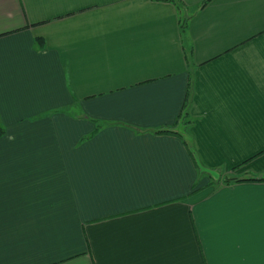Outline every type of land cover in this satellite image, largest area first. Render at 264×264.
Instances as JSON below:
<instances>
[{"label": "crops", "instance_id": "crops-1", "mask_svg": "<svg viewBox=\"0 0 264 264\" xmlns=\"http://www.w3.org/2000/svg\"><path fill=\"white\" fill-rule=\"evenodd\" d=\"M203 1L0 0V264H264L184 141L264 178V0Z\"/></svg>", "mask_w": 264, "mask_h": 264}, {"label": "trees", "instance_id": "trees-1", "mask_svg": "<svg viewBox=\"0 0 264 264\" xmlns=\"http://www.w3.org/2000/svg\"><path fill=\"white\" fill-rule=\"evenodd\" d=\"M174 1V0H173ZM211 0H204L202 5H201V8L206 6ZM177 4L181 5V3L177 2ZM187 26V22L185 20V22L182 24V29L184 30ZM190 123L191 121L187 119V116L184 115L183 116V121H182V124H184L185 126H190ZM159 132L161 133H175L174 130L172 129H162L160 130ZM186 145H187V148L189 149V152L190 154L193 156L194 158V162H195V165H196V168H197V171H198V174H199V177H204L206 175L210 176L211 177V174L209 173L210 169L207 168L206 166H204L198 156H197V153L195 151V148H194V145L193 143L191 142L190 138L187 136L186 139L184 140ZM242 181H264V178L263 177H238V176H235V177H226L224 178V184L225 185H230L232 183H237V182H242Z\"/></svg>", "mask_w": 264, "mask_h": 264}, {"label": "rangeland", "instance_id": "rangeland-1", "mask_svg": "<svg viewBox=\"0 0 264 264\" xmlns=\"http://www.w3.org/2000/svg\"><path fill=\"white\" fill-rule=\"evenodd\" d=\"M209 173L211 174L212 184L216 187H220L224 184V178L226 177H235L233 171L224 172L222 169H210Z\"/></svg>", "mask_w": 264, "mask_h": 264}]
</instances>
